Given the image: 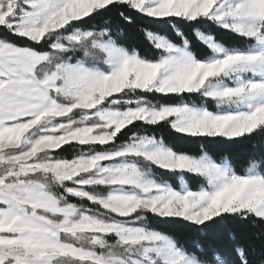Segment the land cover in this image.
I'll list each match as a JSON object with an SVG mask.
<instances>
[{
  "label": "snow or ice",
  "instance_id": "6c2138e0",
  "mask_svg": "<svg viewBox=\"0 0 264 264\" xmlns=\"http://www.w3.org/2000/svg\"><path fill=\"white\" fill-rule=\"evenodd\" d=\"M0 264H264V0H0Z\"/></svg>",
  "mask_w": 264,
  "mask_h": 264
},
{
  "label": "trees",
  "instance_id": "16d2710c",
  "mask_svg": "<svg viewBox=\"0 0 264 264\" xmlns=\"http://www.w3.org/2000/svg\"><path fill=\"white\" fill-rule=\"evenodd\" d=\"M214 27V26H213ZM194 35V34H193ZM218 35L223 38V41L229 44L230 46H240V44L236 41H233L230 39L227 33H224L222 31L218 32ZM133 39L137 40L138 43H140V39L133 34ZM146 45V42H143ZM172 140L174 143H179V141L174 140L173 138H169ZM190 151H195L199 148L198 144H192L188 145L185 144L183 145ZM209 151L210 154L214 156H229L233 161L236 162L237 167H246L241 164V162L245 159V153L249 151L248 147V142L247 141H241L239 143L231 144V143H226L223 141H218L216 143L210 144L209 145ZM188 180L189 184L192 185L193 187H196L197 185L191 180L190 177H186ZM176 185L179 186V180H176ZM170 228L174 229L178 234L183 235V236H190L192 235L191 230L189 227L182 222H177L173 225L169 226ZM208 238H218L219 233L214 232L212 230L208 231Z\"/></svg>",
  "mask_w": 264,
  "mask_h": 264
}]
</instances>
